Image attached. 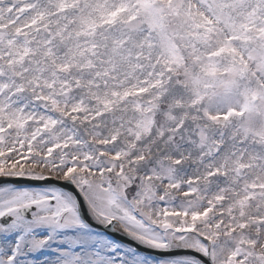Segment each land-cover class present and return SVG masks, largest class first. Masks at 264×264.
Wrapping results in <instances>:
<instances>
[{"label": "snow or ice", "instance_id": "6c2138e0", "mask_svg": "<svg viewBox=\"0 0 264 264\" xmlns=\"http://www.w3.org/2000/svg\"><path fill=\"white\" fill-rule=\"evenodd\" d=\"M0 264H264V0H0Z\"/></svg>", "mask_w": 264, "mask_h": 264}]
</instances>
